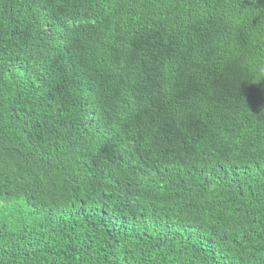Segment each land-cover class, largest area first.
Wrapping results in <instances>:
<instances>
[{"label":"trees","instance_id":"1","mask_svg":"<svg viewBox=\"0 0 264 264\" xmlns=\"http://www.w3.org/2000/svg\"><path fill=\"white\" fill-rule=\"evenodd\" d=\"M261 83L264 0H0V264H264Z\"/></svg>","mask_w":264,"mask_h":264},{"label":"clouds","instance_id":"2","mask_svg":"<svg viewBox=\"0 0 264 264\" xmlns=\"http://www.w3.org/2000/svg\"><path fill=\"white\" fill-rule=\"evenodd\" d=\"M72 152L74 153V154H76V152H78V147L77 146H72Z\"/></svg>","mask_w":264,"mask_h":264},{"label":"snow or ice","instance_id":"3","mask_svg":"<svg viewBox=\"0 0 264 264\" xmlns=\"http://www.w3.org/2000/svg\"><path fill=\"white\" fill-rule=\"evenodd\" d=\"M260 88L262 91H264V83H261Z\"/></svg>","mask_w":264,"mask_h":264}]
</instances>
